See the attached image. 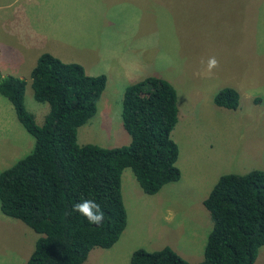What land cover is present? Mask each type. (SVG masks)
Wrapping results in <instances>:
<instances>
[{
  "label": "rangeland",
  "instance_id": "obj_1",
  "mask_svg": "<svg viewBox=\"0 0 264 264\" xmlns=\"http://www.w3.org/2000/svg\"><path fill=\"white\" fill-rule=\"evenodd\" d=\"M44 52L107 77L95 115L77 130L79 145L130 142L121 121L127 84L153 75L177 92L171 136L180 179L146 194L125 168V229L110 248H93L83 264H130L136 248L164 246L201 261L212 227L203 199L223 174L264 170V0H0V74L26 81L24 104L38 124L49 105L34 99L30 72ZM211 56L219 67L208 74ZM224 87L239 92L236 109L214 103ZM33 146L0 94V171ZM38 237L0 211V264H25ZM254 264H264V245Z\"/></svg>",
  "mask_w": 264,
  "mask_h": 264
},
{
  "label": "trees",
  "instance_id": "obj_2",
  "mask_svg": "<svg viewBox=\"0 0 264 264\" xmlns=\"http://www.w3.org/2000/svg\"><path fill=\"white\" fill-rule=\"evenodd\" d=\"M33 97L49 105L43 122L24 104L26 81L0 74V94L34 138L32 150L0 171V211L39 234L25 264H83L95 248H110L125 229L121 174L130 168L146 194L180 179L171 132L178 119L177 92L166 79L145 78L125 86L121 121L130 142L117 147L79 145L77 130L97 111L105 74L88 75L82 65L41 53L30 72ZM239 92L219 89L214 103L236 109ZM94 200L101 225L72 211ZM212 220L203 259L189 262L170 246L133 250L130 264H254L264 245V170L219 176L203 200Z\"/></svg>",
  "mask_w": 264,
  "mask_h": 264
},
{
  "label": "clouds",
  "instance_id": "obj_3",
  "mask_svg": "<svg viewBox=\"0 0 264 264\" xmlns=\"http://www.w3.org/2000/svg\"><path fill=\"white\" fill-rule=\"evenodd\" d=\"M204 64V61H201ZM219 67V61L215 56H211L206 61L205 72L211 74L214 69ZM72 211L83 216L89 224L101 225L104 220V213L100 208V205L94 200H82L73 205Z\"/></svg>",
  "mask_w": 264,
  "mask_h": 264
},
{
  "label": "crops",
  "instance_id": "obj_4",
  "mask_svg": "<svg viewBox=\"0 0 264 264\" xmlns=\"http://www.w3.org/2000/svg\"><path fill=\"white\" fill-rule=\"evenodd\" d=\"M51 52H52V50H50ZM48 53H50V52H48ZM63 53V52H62ZM53 55V54H52ZM63 55H65L64 53H63ZM55 56V55H54ZM56 57H58L60 60H62L63 62H65V61H67V62H69V58H67V56L65 55L64 56V58H63V56H61L60 54H58L57 53V56ZM75 63V62H74ZM79 64V63H78ZM81 65V64H80ZM84 68V67H83ZM85 70V69H84ZM128 85V84H127ZM213 187V186H212ZM212 189V188H211ZM210 189V190H211ZM210 192V191H209ZM208 195V194H207ZM204 200V199H203ZM203 202V201H202Z\"/></svg>",
  "mask_w": 264,
  "mask_h": 264
}]
</instances>
